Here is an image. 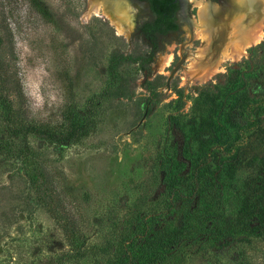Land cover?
I'll return each mask as SVG.
<instances>
[{
  "label": "rangeland",
  "instance_id": "374dc122",
  "mask_svg": "<svg viewBox=\"0 0 264 264\" xmlns=\"http://www.w3.org/2000/svg\"><path fill=\"white\" fill-rule=\"evenodd\" d=\"M45 2L57 24L42 21L27 0H0V70L11 101L9 110L0 105V264H122L125 248L114 250L109 242L124 238L139 241L136 264H152L165 240L188 234L180 264H264L257 191L264 173V33L240 58L201 80L189 74L206 45L193 25L199 12L191 0H182L180 31L160 40L154 53L135 27L119 34L108 18L93 14L94 0ZM215 27L221 32L213 41L223 32L220 51L215 55L211 47L202 66L213 64L229 42L230 24L218 20ZM182 55L187 59L167 90ZM163 56L171 58L161 67ZM158 77L162 85L155 88ZM29 123L71 139L59 149L40 135H14L11 128ZM24 146L31 149L27 164ZM239 147L237 169L209 170L210 181L218 182L217 203L202 197L164 207L158 185L169 170L184 174L188 158L222 159ZM37 159L48 163L59 188H69L65 204L84 245L82 238L77 247L69 242L59 213L38 201L26 175L36 173ZM148 207L157 215L165 208L167 218L141 222L137 215ZM213 218L228 230L249 226L240 237L212 235Z\"/></svg>",
  "mask_w": 264,
  "mask_h": 264
},
{
  "label": "trees",
  "instance_id": "16d2710c",
  "mask_svg": "<svg viewBox=\"0 0 264 264\" xmlns=\"http://www.w3.org/2000/svg\"><path fill=\"white\" fill-rule=\"evenodd\" d=\"M152 3V10L154 13V20L146 23L144 25L143 32L138 33V35L146 40L148 37L152 40L151 43L156 45L157 40L155 33H167L170 30H176L178 25L174 22V18L172 17L173 13L177 10L178 5L175 0H150ZM28 5L32 11H34L42 21L46 24H57L56 18L52 13L50 7L46 4L45 0H27ZM147 42V41H146ZM148 43V42H147ZM150 43V44H151ZM149 44V43H148ZM149 46L151 47V45ZM152 50V48H151ZM153 53L158 50H152ZM259 64V63H258ZM259 66V65H257ZM262 68L261 71L264 69ZM2 71L0 70V105L4 108L9 110L11 107V101L8 98L7 94L4 93V89L2 87ZM160 77L154 80L151 85L155 88L159 87L162 84H157V80ZM167 81V79H166ZM71 84V83H70ZM258 84V83H256ZM166 85V83H165ZM262 104V102H261ZM264 125V117L261 119ZM14 132V135H20V133L24 134V136L34 134L46 137L47 139L52 140V142L57 143L59 149H61L65 143L71 139L66 135H61L60 133H53L51 130H47L45 128L39 127L35 124L29 123L27 125H23L18 127L17 129L11 128ZM260 136L264 140V129L262 128L259 131ZM242 150V151H241ZM22 152V161L26 163L24 160L27 157L31 149L30 147L24 146L21 149ZM243 149L241 147L233 153H226V156L222 159L214 160L210 153H206L201 158H188V168L184 172V174L173 172L169 170L159 182V194L164 195L166 197L167 205H164L165 208L171 209L175 207L177 201L182 203H190L196 198V202L203 200L202 197L206 198V201L210 203L216 202V198L213 195L216 194L215 190L218 187L217 181H210V177L215 178L213 175L210 176L209 170L212 166H227L231 170L237 169L240 165ZM210 154V155H208ZM37 171L34 174H27L29 181H32L34 187H36V195L38 201L43 207H48L49 210L56 215V212L60 215V221L63 225V229L65 233L69 234V242H72L75 247H77L76 242H79L80 238L82 241L79 245H84L87 238H83L84 233L81 232V228L79 227L80 224L78 223L77 219L74 217V212L70 209L68 204H65L66 200L64 197V192L69 193V188L64 184V188H59L57 185L56 177L52 173L50 167H48V163L44 159H37ZM27 164V163H26ZM29 172V171H26ZM185 173H188L187 175ZM41 176H40V175ZM40 177L42 179H40ZM65 182V181H64ZM255 186L256 184L251 183V186ZM62 190V191H61ZM258 192H260V205L262 209H264V173L260 178V186L258 187ZM217 203V202H216ZM164 208L161 214L157 215L156 212H151V208H147L142 212L138 213L137 218L144 221V223L150 222L153 219L158 220L161 218H167L168 212ZM219 217V214H217ZM215 226L213 234H221L223 237L229 236H242L246 232V228L249 226L247 223L243 229L235 228L228 230L227 226H221L216 218H213V223ZM260 231H264V225L260 226ZM192 236V235H191ZM189 234L187 235V239ZM185 239V235L175 236L171 239H167L164 241V248L162 249V254L160 255L158 261H153L152 264H180L181 262V255L184 253L183 250L188 244V240ZM138 240L134 239H122L120 243H110V247L117 251H122V248H125L126 254L125 256H121L122 264H136L139 262L140 257L136 253V247L139 243ZM201 249V248H200ZM204 251H206V247H202ZM200 251L202 254H206V252ZM76 251V255L79 258L84 256V253ZM75 255V254H74ZM73 255V256H74ZM75 255V256H76ZM77 257V256H76ZM155 262V263H154Z\"/></svg>",
  "mask_w": 264,
  "mask_h": 264
},
{
  "label": "bare ground",
  "instance_id": "6f19581e",
  "mask_svg": "<svg viewBox=\"0 0 264 264\" xmlns=\"http://www.w3.org/2000/svg\"><path fill=\"white\" fill-rule=\"evenodd\" d=\"M93 14L103 15L116 27L119 34L129 35L136 23L137 10L131 0H94ZM198 8L199 18L193 25L206 45L198 50L197 57L190 63L189 74L197 79L206 80L211 77L228 59L240 58L246 48L259 42L264 30V0H223L222 4L209 0H191ZM218 20L230 24V39L217 60L209 63L213 37L220 28L215 27ZM221 32V31H219ZM201 38V39H202ZM171 56H163L159 61L162 66L169 63ZM209 58L204 66L201 63ZM214 58V56H213ZM213 61V60H212Z\"/></svg>",
  "mask_w": 264,
  "mask_h": 264
},
{
  "label": "flooded vegetation",
  "instance_id": "af4514ba",
  "mask_svg": "<svg viewBox=\"0 0 264 264\" xmlns=\"http://www.w3.org/2000/svg\"><path fill=\"white\" fill-rule=\"evenodd\" d=\"M132 3L136 4L139 8L137 9V24L135 25V28H136V32L137 33H141L143 32V27L146 23L154 20V13H153V10H152V2L150 0H131ZM177 5H178V8L177 10L173 13L172 17L174 18V22L178 25L177 29L176 30H170L169 32L163 34V33H160V32H156L155 33V36H156V40H157V44L154 45V43H151L150 41H152L149 37L145 40L147 41L150 45H151V48L154 49V50H159L161 49L160 48V40L164 39L168 34H171V33H175V32H178L180 31L181 29V24L179 22V17L181 15V7H182V0H175ZM212 1H219V0H212ZM144 12H147L148 15L147 16H142V20H140L141 18V15L144 14ZM137 26V27H136ZM134 28V29H135ZM223 33V32H222ZM222 33L219 34V36H217L216 38H214V42L212 43V50L215 52L214 54L216 55L219 51H220V47H221V42H222Z\"/></svg>",
  "mask_w": 264,
  "mask_h": 264
},
{
  "label": "water",
  "instance_id": "95a60500",
  "mask_svg": "<svg viewBox=\"0 0 264 264\" xmlns=\"http://www.w3.org/2000/svg\"><path fill=\"white\" fill-rule=\"evenodd\" d=\"M209 1L212 3H216L215 1H212V0H209ZM219 1L222 2L223 0H219ZM186 59H187V55H182L180 60L173 67V69L170 71L169 75L167 76V81H166V85H165L167 90H170L172 79L174 78L177 71L180 69V67L183 65V63L185 62Z\"/></svg>",
  "mask_w": 264,
  "mask_h": 264
}]
</instances>
